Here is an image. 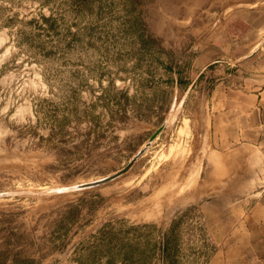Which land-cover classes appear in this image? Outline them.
<instances>
[{
    "label": "rangeland",
    "instance_id": "374dc122",
    "mask_svg": "<svg viewBox=\"0 0 264 264\" xmlns=\"http://www.w3.org/2000/svg\"><path fill=\"white\" fill-rule=\"evenodd\" d=\"M254 22L264 0H0V264H208Z\"/></svg>",
    "mask_w": 264,
    "mask_h": 264
},
{
    "label": "crops",
    "instance_id": "0c3cea01",
    "mask_svg": "<svg viewBox=\"0 0 264 264\" xmlns=\"http://www.w3.org/2000/svg\"><path fill=\"white\" fill-rule=\"evenodd\" d=\"M254 23V29L264 27L262 22ZM242 40L243 45H250L255 38L248 35ZM251 54L238 66L240 72L250 70V76L243 75L235 90H219L227 110L222 115L226 125L223 139L236 141L235 149L221 154L222 162H227L221 166V184L230 190L228 200L237 202L236 209L225 210V197L221 195L220 210L207 218L221 238V249L208 264H227L234 259L237 264H264V63H258L257 54ZM244 201L249 206L241 209Z\"/></svg>",
    "mask_w": 264,
    "mask_h": 264
},
{
    "label": "water",
    "instance_id": "95a60500",
    "mask_svg": "<svg viewBox=\"0 0 264 264\" xmlns=\"http://www.w3.org/2000/svg\"><path fill=\"white\" fill-rule=\"evenodd\" d=\"M130 163H131V162H130ZM130 163H129L126 167H124L122 170H120V171L114 173L113 175H110V176H108V177L102 178L101 180H98V181H94V182H90V183L82 184L81 186L95 185V184H98V183H100V182H105V181H107V180H110V179H112L113 177L119 175L121 172L125 171V170L129 167Z\"/></svg>",
    "mask_w": 264,
    "mask_h": 264
},
{
    "label": "bare ground",
    "instance_id": "6f19581e",
    "mask_svg": "<svg viewBox=\"0 0 264 264\" xmlns=\"http://www.w3.org/2000/svg\"><path fill=\"white\" fill-rule=\"evenodd\" d=\"M173 117H174V115H173Z\"/></svg>",
    "mask_w": 264,
    "mask_h": 264
}]
</instances>
